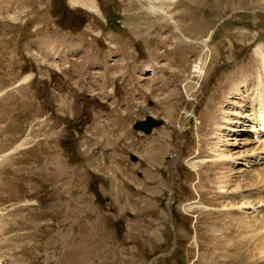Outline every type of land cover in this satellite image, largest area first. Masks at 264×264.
Wrapping results in <instances>:
<instances>
[{
	"label": "rangeland",
	"instance_id": "obj_1",
	"mask_svg": "<svg viewBox=\"0 0 264 264\" xmlns=\"http://www.w3.org/2000/svg\"><path fill=\"white\" fill-rule=\"evenodd\" d=\"M260 52L264 0H0V257L264 264L261 218L233 214L263 188L234 161L261 143L236 90Z\"/></svg>",
	"mask_w": 264,
	"mask_h": 264
},
{
	"label": "bare ground",
	"instance_id": "obj_2",
	"mask_svg": "<svg viewBox=\"0 0 264 264\" xmlns=\"http://www.w3.org/2000/svg\"><path fill=\"white\" fill-rule=\"evenodd\" d=\"M149 5H150V12H152L153 14H155L156 15V13L157 12H160L159 11V9H156L154 6V4L153 3H149ZM161 12L162 13H164L166 16H167V13H166V11H162L161 10ZM180 34H181V32H180ZM203 41H205V40H203ZM207 41V40H206ZM257 51V50H256ZM200 60L201 59H199L198 61H197V63H195V65L197 64V66L198 65H200V63H202V62H200ZM259 66H260V68H261V73H260V75H259V78L260 79H258L257 80V83L253 86V88L254 87H256V89H254V90H256V93H255V98H251L252 99V101L254 102H257V107H256V110H254L255 111V114H257V115H255L256 116V120H261L263 117H264V53H262V52H260L259 53ZM201 69V68H200ZM234 88V87H233ZM238 92V91H237ZM258 95H259V97H258ZM256 97H258V98H256ZM252 108H254V106L252 107ZM257 111V112H256ZM239 114V113H238ZM252 121H254V118H252ZM250 128V127H249ZM251 129V128H250ZM260 140V139H259ZM258 147V150H264V143H263V141L257 146ZM255 148H253V150H254ZM256 150V149H255ZM254 152V151H253ZM264 153V152H263ZM263 157H264V155H263ZM262 158V157H261ZM262 160V159H261ZM246 162V161H245ZM261 164H259V166H260ZM240 171H242V170H240ZM242 180H245V179H251V186H255L256 184H260V185H262L263 186V190H264V168H258L257 170H255L254 171V174H252V175H246V176H242V178H241ZM225 186V185H224ZM256 187V186H255ZM262 189H258V191L257 192H260V191H263ZM226 192V191H225ZM247 201V203L245 202V200L242 202V203H246L247 205H249V204H251L252 202H253V199L252 200H246ZM259 202H263L264 203V197H260V198H255V201H254V203H259ZM242 203H240L241 205H242ZM237 205H238V203H237ZM251 205H253V204H251ZM233 206V205H232ZM241 208L239 207L238 208V210H240ZM258 212H260V215L258 216L259 218H261V222H263V228H262V230L264 229V207L263 208H261V209H259L258 210ZM238 216V215H237ZM244 218V217H243ZM246 218H251V219H253V218H255L254 216H249V217H246ZM256 222V221H255ZM241 226H242V224H241ZM240 226V227H241ZM244 226V225H243ZM245 227V226H244ZM258 230V232H260V230L259 229H257ZM257 230H256V232H257ZM226 230H224L223 232H225ZM218 232V236H220V238L221 237H224V235L222 234V231H217ZM255 231L254 232H252V233H250V235L249 236H244L245 237V239H247V238H249L250 239V237H252L253 236V238H254V236H256L255 235V233H256ZM257 232V233H258ZM261 233V232H260ZM262 233H264V232H262ZM241 234V233H240ZM242 236V237H243ZM243 237V238H244ZM232 241V240H231ZM262 241V240H261ZM240 243V241H233L231 244H233L234 246L236 245H238ZM260 243V242H259ZM264 244V243H263ZM247 248H249V247H247ZM250 249V248H249ZM253 249V248H252ZM262 251H264V250H262ZM236 252H234V254H235ZM238 254V253H237ZM249 264V263H248Z\"/></svg>",
	"mask_w": 264,
	"mask_h": 264
},
{
	"label": "water",
	"instance_id": "obj_3",
	"mask_svg": "<svg viewBox=\"0 0 264 264\" xmlns=\"http://www.w3.org/2000/svg\"><path fill=\"white\" fill-rule=\"evenodd\" d=\"M160 123L159 120L154 121L150 117H146L145 120L140 121V122H135L133 125L134 129H139L142 130L143 132H148L152 126L155 124Z\"/></svg>",
	"mask_w": 264,
	"mask_h": 264
}]
</instances>
